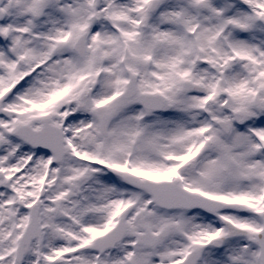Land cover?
Returning <instances> with one entry per match:
<instances>
[{"label": "snow or ice", "instance_id": "1", "mask_svg": "<svg viewBox=\"0 0 264 264\" xmlns=\"http://www.w3.org/2000/svg\"><path fill=\"white\" fill-rule=\"evenodd\" d=\"M0 264H264V0H0Z\"/></svg>", "mask_w": 264, "mask_h": 264}]
</instances>
